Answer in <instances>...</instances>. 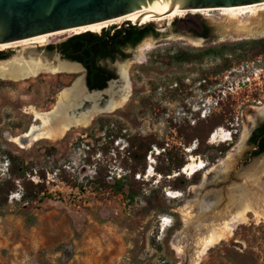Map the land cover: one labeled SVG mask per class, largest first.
<instances>
[{
	"label": "rangeland",
	"instance_id": "obj_1",
	"mask_svg": "<svg viewBox=\"0 0 264 264\" xmlns=\"http://www.w3.org/2000/svg\"><path fill=\"white\" fill-rule=\"evenodd\" d=\"M259 7L255 15L234 17L216 9L209 15L196 12L198 16L192 19L177 21L185 14L162 25L155 24L160 32L158 37L150 36L138 46L126 49L128 57H118L111 65L118 75L111 80L115 83L110 81L106 87L113 93L101 97L102 102L108 103L126 93L130 95L127 103L96 115L89 125L73 128L56 141L40 139L30 146H21L12 136H21L34 123L40 124L41 120H36L31 112L32 107L52 110L59 95L86 75L85 69L42 71L21 80L0 77V183L11 177L6 155L11 152L46 171V190L52 194V198L43 201L24 203L19 194L21 185L40 179L35 171L15 179L17 189L9 194L8 204L0 206V264H189L198 234L196 224L231 217L233 212L225 209L240 193L239 185H247L250 180L248 186L253 191L258 189L251 176L258 175L264 187V154L248 155L251 129L264 118V100L255 105L252 99L258 98L259 90H243L236 99L221 102V107L203 118L193 108L200 100V90L171 87L184 83L187 76L194 79L195 69L169 66V57L180 48L198 50L264 37V6ZM198 23L209 28L205 41L186 32ZM114 25L119 28L118 23ZM72 35H56L43 45L25 43L0 51H7L8 59L20 55L57 65V50L49 51L46 45ZM247 58L252 57L238 60L233 56L232 64ZM220 62L215 58L206 60L204 77L208 81H216L211 72ZM225 80V73H220L217 81ZM93 105L92 101H85L77 112ZM102 116L114 124L101 129L97 120ZM218 117H222L223 124L209 132L211 121ZM222 126L235 131L232 140L212 143L211 134ZM187 134L192 136L189 144ZM135 135H152L174 147L185 162L196 157L203 159L207 167L194 176L180 170L189 180L187 187L176 191L180 196H169V190H176L171 185L179 171L173 170L167 176L156 171L154 166L164 164L157 157L163 149L153 146V152H149L151 159L147 157L146 173L141 179L139 174L135 176L140 182L133 183L140 193L133 201L124 194L101 189L97 182H92L97 168L100 180L113 181L125 173L130 177L121 162L128 137ZM221 211L224 212L220 215ZM176 238L185 246L184 252L178 251ZM200 264H264V219L250 213L248 220L234 225L232 236L208 250Z\"/></svg>",
	"mask_w": 264,
	"mask_h": 264
},
{
	"label": "trees",
	"instance_id": "obj_2",
	"mask_svg": "<svg viewBox=\"0 0 264 264\" xmlns=\"http://www.w3.org/2000/svg\"><path fill=\"white\" fill-rule=\"evenodd\" d=\"M172 23H176V20ZM116 27L117 26L113 24L112 26L103 29L101 32L89 30L77 33L61 42L49 43L46 45V48L49 51H59L66 59L81 62L86 68V83L88 87L90 89H104L108 85V79L113 77V74L106 76V68L99 64V61L107 58L117 59L118 57L125 59L128 57L126 49L138 46L143 40L150 36L158 37L160 35L154 21L128 29V32L124 37L117 36L122 30L120 28L117 29ZM206 36L209 37V28L207 29ZM237 50H239V52H236ZM261 53H264V37L236 44L210 46L204 51L196 53V55L193 52L180 48L174 52L171 57L173 61L192 60L195 56L199 57L203 54L220 57L219 59L221 62L219 67L212 70L214 74H218L233 65V56L238 60H241L249 55L250 57H253ZM7 57L8 52L1 50L0 60ZM97 121L101 129H103L106 124H114L110 118L106 119L103 116L98 118ZM222 124V117L212 120L209 132L212 131L213 128ZM256 130H258V134L256 133L253 140L258 136H262L261 149L255 151V154L260 153L264 149V124ZM195 135L198 138V134ZM186 137V143L189 144L192 136L187 134ZM126 146H124V157L121 163L125 169L129 170L130 177L125 173L119 178H115L113 181H106L105 179L100 180L101 173L97 168L92 182H97L101 186V189L113 194H124L129 201H133L140 193V190L136 188L133 183L140 182L139 180H136L135 176L136 174H139V179H141L142 175L146 173L147 157L149 152L153 150V146L163 149L157 157L161 158L164 163L162 165L154 166V169L162 174V176L171 175L173 170H176V172L179 171V173L174 176V182L171 186L176 190L185 189L187 187L189 180L184 177L180 170H182L188 161L185 162V158L179 156V154L174 151V147L170 148L169 146H166L165 141L159 140L152 135H135L128 137V143ZM198 151H201V147H199ZM6 155L11 177L0 183V206L8 204L9 194L17 189L15 179H22L29 172L34 174V171L36 172V175H38L40 181L37 183H34L32 180L24 181L19 193L20 199L25 203L30 201H43L45 198H52V194L46 190V171L41 170L40 168H35V166H32L29 163H25V160L22 157L14 155L11 152H8ZM55 172L58 174V171ZM61 177L64 180L66 179L64 176ZM165 185L170 184L166 183ZM74 186H78V184L74 183Z\"/></svg>",
	"mask_w": 264,
	"mask_h": 264
},
{
	"label": "bare ground",
	"instance_id": "obj_3",
	"mask_svg": "<svg viewBox=\"0 0 264 264\" xmlns=\"http://www.w3.org/2000/svg\"><path fill=\"white\" fill-rule=\"evenodd\" d=\"M259 6H264V2L237 6L205 7L193 10L183 9V11L173 10L170 13L162 12L145 18L141 20V24L154 21L162 25L166 21H171L180 15L196 12H202L209 15L211 11L216 9L234 17L244 14L255 15L260 9ZM137 19L138 18L135 16L118 17L80 27L49 32L14 42L0 43V48L4 49L6 47L19 46L25 43H41L43 45L49 41L50 38L54 39L56 35H64L67 33L77 34L89 30L101 32L103 29H106L113 24H121L125 21L135 22ZM147 48H151V46L148 45ZM80 69L81 68L76 63L64 60H60L57 65H52L40 58L27 59L24 56L16 55L8 60L0 62V77L21 80L36 76L42 71L59 72L65 70L77 71ZM113 91L114 90L108 89L105 92L112 94ZM101 96V92H88L81 77L73 86L65 89L61 95H59L57 104L52 110L39 111L32 107L31 112L35 115L36 120H41L40 124L34 123L25 134H22L21 136H12V138L21 146H30L40 139H50L56 141L73 128L89 125L96 115L102 112H111L124 106L130 98L129 94L124 93L118 98H111L105 106H102L99 102ZM85 101H92L94 103L93 107L86 111L77 112ZM232 136L233 135H229L227 129L218 128L211 134L210 141L212 143L219 141L227 142L232 140ZM188 149L192 150L195 148ZM262 166H264V161ZM206 167L207 165L203 159L191 157L182 168V172L189 176H194L197 172L205 169ZM250 178H252L251 182L258 186V189L253 191V187L248 186L250 180H247V185H239V189L236 188L237 190H240V193L232 198V203L227 206L228 208L225 209L226 211L224 210L228 213L233 212L231 217L224 219L221 222L207 223L204 221L196 224L198 234L193 242L194 256H192L189 260V264H200L202 258H204L205 254H207L208 250L222 240L232 236L234 225L239 221L248 220L250 213H253L255 218L259 220L264 219V187L262 180L258 177V175H254L253 177L251 176ZM176 191L178 190H169L168 195H171L172 197L180 196L181 193ZM224 211H221L219 214H223ZM175 244L178 251H185V246L181 245L178 238H176Z\"/></svg>",
	"mask_w": 264,
	"mask_h": 264
},
{
	"label": "water",
	"instance_id": "obj_4",
	"mask_svg": "<svg viewBox=\"0 0 264 264\" xmlns=\"http://www.w3.org/2000/svg\"><path fill=\"white\" fill-rule=\"evenodd\" d=\"M259 2L264 0H0V43L14 42L123 16H135L138 18L135 22L125 21L119 24L122 32L117 36L124 37L128 29L142 25L141 20L162 12ZM196 16L197 13H187L186 16L177 18V21ZM56 54L58 60L76 63L81 69L85 68L81 62L63 58L59 51H56ZM5 60L8 59L0 61ZM82 80L88 92H101L102 98L104 95H110L105 92L106 88L90 89L84 75ZM102 98L99 100L100 104H103Z\"/></svg>",
	"mask_w": 264,
	"mask_h": 264
},
{
	"label": "built area",
	"instance_id": "obj_5",
	"mask_svg": "<svg viewBox=\"0 0 264 264\" xmlns=\"http://www.w3.org/2000/svg\"><path fill=\"white\" fill-rule=\"evenodd\" d=\"M225 73L226 80L218 82L217 78L220 73ZM215 77L216 85L211 86L208 90H200V100L193 106L194 111H200L203 118L209 117L213 109L221 107V102L229 98L236 99L243 90H259L258 98L253 97L255 105L263 103L264 100V53L242 60L237 65L222 71ZM223 128L225 127H218ZM217 128V129H218ZM216 129V130H217ZM215 130V131H216ZM229 135H233V129H227ZM193 145L192 147H195ZM156 151L157 148L154 147ZM151 154L149 155V160ZM150 168L148 169L149 172ZM164 217H162V220Z\"/></svg>",
	"mask_w": 264,
	"mask_h": 264
},
{
	"label": "flooded vegetation",
	"instance_id": "obj_6",
	"mask_svg": "<svg viewBox=\"0 0 264 264\" xmlns=\"http://www.w3.org/2000/svg\"><path fill=\"white\" fill-rule=\"evenodd\" d=\"M208 26L204 23H198L197 26L195 28H187L186 32L194 37V38H202L203 41L207 40L208 37L206 36V32H207ZM192 45H196L195 42L192 41ZM204 47V46H203ZM206 48H201V49H185L189 52H193L198 53V52H202L204 51ZM177 51V50H176ZM176 51H173L176 52ZM219 59L220 57L217 56H213V55H200L199 57L195 56L194 59L192 60H186V61H173L172 57H169V61L170 64L169 66H174V65H183V66H193V68L195 69V78L191 79L190 76H187L185 79V82L180 84V83H176V88H173L174 86L171 85L172 89L174 90H208L211 86L216 85V82H210L207 80L206 77H204L206 75L205 73V64H206V60L207 59ZM116 61V59H111V58H107L105 60L99 61V64L103 65L106 68V72L105 75H111L113 74V77H110L108 79V83L115 79L117 77V72L115 70V68H113L111 65L114 64V62ZM84 66V65H83ZM85 69V74H86V68ZM187 73V71H186ZM214 74L211 72V75ZM213 76H217L216 74H214ZM86 78V75H85ZM170 83V81H169ZM168 90H170V84L168 85ZM107 103L105 104H101L102 106H105ZM264 124V118L260 119L258 122H256V124L253 126V128L251 129L249 138H248V143H249V151H248V155L250 157H255L258 156L260 154H264V149L260 152L255 154V151L260 150L261 149V136H258L255 140H253V137L256 136V133L258 134V128L262 127ZM257 131V132H256Z\"/></svg>",
	"mask_w": 264,
	"mask_h": 264
}]
</instances>
